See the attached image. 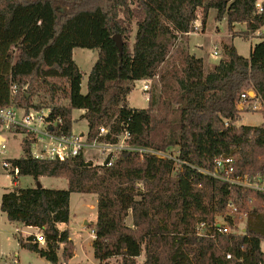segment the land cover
<instances>
[{"label":"trees","instance_id":"16d2710c","mask_svg":"<svg viewBox=\"0 0 264 264\" xmlns=\"http://www.w3.org/2000/svg\"><path fill=\"white\" fill-rule=\"evenodd\" d=\"M258 4L0 0V107L10 106L15 84L16 107L50 108V118L62 117L66 133L72 132L73 112L82 111L79 120L87 122L88 141L116 144L126 134V146L151 151H121L103 165L83 155L44 162L31 158L23 140L24 156L8 160L19 168V178H62L68 187L14 185L5 191L0 208L7 220L38 229L46 239L41 248L34 235H16L22 248L52 264H59L61 250V264H69L75 247L69 230L60 226L69 224L70 197L79 193L97 196L91 245L99 264H264V192L211 175L217 172V157L234 158V176L264 180V124L237 125L240 97L249 90L260 98L258 113L264 114V35L248 58L225 45L223 57L210 68L189 52L185 39L196 31L201 15L205 30L211 10L216 21L226 20L232 36L253 37L264 26V1L260 12ZM237 24L246 29L235 32ZM115 35L122 38V53ZM179 40L185 47L177 46ZM75 49L98 52L85 94ZM144 80H152L148 107H131L128 96ZM153 83L159 88L152 92ZM61 98L67 103L59 105ZM101 126L108 132L99 136ZM249 199L255 203L247 207ZM230 204L247 215L243 233ZM223 217L228 234L216 228ZM200 223L206 224V235L197 233Z\"/></svg>","mask_w":264,"mask_h":264},{"label":"rangeland","instance_id":"374dc122","mask_svg":"<svg viewBox=\"0 0 264 264\" xmlns=\"http://www.w3.org/2000/svg\"><path fill=\"white\" fill-rule=\"evenodd\" d=\"M264 0H258V3H262ZM202 15L198 20L201 21ZM216 16L210 15L207 19V26L205 32H194L189 40V51L195 53L198 57L206 58V62L210 64H216L223 57V48L225 45H233L236 48L238 54L249 57L251 48L261 41L260 36L264 35V26L259 32H257L253 37L243 38L240 36H232L230 34L226 20L216 21ZM245 25L241 24V29L244 30ZM236 27V26H235ZM240 32V27L236 28ZM185 40H179L177 46L185 47ZM214 46L218 47L219 59L213 58L210 53L213 51ZM174 51V50H173ZM73 57L80 70L83 72L82 79V93L87 92V81L88 75L92 70V67L98 59V52L87 50V49H75L73 52ZM207 68L212 65L206 64ZM142 84L136 83L133 91L129 94V101L131 107L134 108H146L148 107V101L146 96L141 92ZM152 92L159 88L157 83H153ZM35 100V98H34ZM66 99H58L59 105L66 104ZM80 112L74 111L72 114V132L74 134L84 133L88 131V126L86 120H79ZM264 124V114L258 112H250L243 110L240 115V119L237 121V125L244 126H260ZM6 139V150L5 155L0 154V205L1 198L5 191L10 190L14 185L20 187H35L37 182L41 184L44 188H55V189H66L68 187V182L66 179L53 178V177H41L44 178L43 181H35L32 177L24 176L18 179L17 183L11 176L6 174L2 169V162L9 159H19L24 156L22 150V134H2ZM99 149H93L86 152L84 158L86 161L92 162L94 165L97 163H102L106 158V154L101 153ZM97 196L88 194L72 193L70 197V221L68 225H63L62 228L69 230L71 238L74 240L76 245V258L72 259L69 264H98L97 260L94 258L92 249V239L90 230L97 220ZM251 200V199H249ZM255 201L247 202V207L254 205ZM235 220L234 218H232ZM223 218H218L217 221L220 224H225ZM236 226L240 233L245 231L246 221L242 217L236 218ZM87 222V225L85 224ZM127 224H131V219H127ZM19 229L20 232H18ZM37 231L32 229L22 228L20 225L10 223L6 216L2 213L0 208V264H52L42 258L38 253L31 251L29 249L22 248L17 239L16 235H20L23 238L29 236V233H36ZM40 233V232H38ZM37 233V234H38ZM36 234V235H37ZM261 249L264 252V242L261 243ZM75 251V250H74ZM59 251V264H61L62 254ZM75 255V254H74ZM143 257L138 259V262H142Z\"/></svg>","mask_w":264,"mask_h":264},{"label":"built area","instance_id":"2783aa9c","mask_svg":"<svg viewBox=\"0 0 264 264\" xmlns=\"http://www.w3.org/2000/svg\"><path fill=\"white\" fill-rule=\"evenodd\" d=\"M257 8L262 11L261 4L257 5ZM195 32L201 31V25H195ZM190 34V33H189ZM211 56L215 59H219V50L217 46H214ZM152 88V80H144L141 86V92L146 96V100L149 101V95ZM19 88L17 85L12 84L10 87V106L0 107V129L2 136L3 133L9 134H22L23 140L28 142L30 148V156L37 161H58L65 162L75 159L80 155H85L93 149L101 150L106 158L102 163L96 165H103L106 159L113 158L119 152L125 150L142 152H151L144 149H136L125 145L126 134L121 136L119 142L116 144H108L97 139L88 141L87 133L74 134L66 133L64 131V121L62 117L50 118L51 109H25L19 108L14 105V100L17 97ZM261 100L256 94L249 90L243 93L240 97L239 108L250 112L261 111ZM235 125V124H234ZM225 126H229L228 122H225ZM108 129L104 126L99 128V136L105 135ZM22 140V141H23ZM6 139L0 141V154L5 155ZM157 155H162L156 153ZM217 172L211 174L218 179L228 182L232 185L240 186L242 188L253 189L264 192V180L259 178L251 181L249 176H234L235 173V159L234 158H222L217 157L214 160ZM95 164V163H94ZM110 165V164H109ZM2 169L6 174L12 178H19V168L13 165L8 160L2 162ZM228 209L230 214L242 217L246 220V213L238 211L234 205H229ZM206 224L200 223L197 226V233L199 235H206ZM217 231L222 234H228L231 229L228 225L218 223L216 225ZM91 239L96 238V234L93 228L90 230ZM35 242L39 244L41 248L46 247V239L40 232L35 235ZM227 258H231L230 255Z\"/></svg>","mask_w":264,"mask_h":264},{"label":"crops","instance_id":"0c3cea01","mask_svg":"<svg viewBox=\"0 0 264 264\" xmlns=\"http://www.w3.org/2000/svg\"><path fill=\"white\" fill-rule=\"evenodd\" d=\"M210 15H214V16H216V12L214 11V10H211L210 11V13H209V16ZM196 24L197 25H201V21L200 20H198L197 22H196ZM243 25V24H242ZM206 26H207V23H206ZM236 27L234 28V31L235 32H238L237 30H236V28H238V27H240V31H244L245 29H246V27L244 26V30H242L241 29V24H237V25H235ZM205 30H206V27H205ZM205 30L203 31V29L201 28V32H205ZM230 33V32H229ZM194 34V32L193 33H190V34H188V35H186V37H185V39H186V41H187V46H188V50H189V40H190V38L192 37V35ZM232 35V34H231ZM235 47V46H234ZM236 49V48H235ZM190 52V51H189ZM191 53V52H190ZM212 53V52H211ZM211 53H210V55H211ZM191 54H193V55H195L196 56V54L195 53H191ZM250 56V55H249ZM198 57V56H197ZM245 57V56H244ZM199 58H203V57H199ZM248 58V57H247ZM204 59H206V58H204ZM217 63H218V61H217ZM207 64H209V65H215V64H210L209 62H208V60H207ZM142 82L143 81H137L136 83H140V84H142ZM136 83H135V85H136ZM128 98H129V96H128ZM128 103H129V105H130V101H129V99H128ZM131 106V105H130ZM147 108V107H146ZM80 112V114L82 113V111H79ZM5 137L2 135H0V141L1 140H3ZM40 181H43L44 180V178H40L39 179ZM97 201V200H96ZM85 223H87V222H85ZM17 225H20L22 228H25V229H30V230H32V229H34V230H36L37 232L36 233H29V235H36L38 232H39V230L38 229H35V228H28V227H24V226H22L21 224H17ZM60 228L61 229H64V228H62V226H60ZM16 230H18V232H20L19 231V229L17 228ZM20 233H22V232H20ZM70 239L72 240V242H73V244H74V247H75V251H74V258H76V245H75V243H74V240L71 238V234H70ZM73 258V259H74ZM98 262V261H97ZM99 264V263H98Z\"/></svg>","mask_w":264,"mask_h":264},{"label":"water","instance_id":"95a60500","mask_svg":"<svg viewBox=\"0 0 264 264\" xmlns=\"http://www.w3.org/2000/svg\"><path fill=\"white\" fill-rule=\"evenodd\" d=\"M113 40L115 41L116 46L118 47L120 53H122V51H123V41H122L121 36L120 35H115ZM36 187L40 188L41 184L39 182H37ZM85 224L87 225V223H85Z\"/></svg>","mask_w":264,"mask_h":264}]
</instances>
